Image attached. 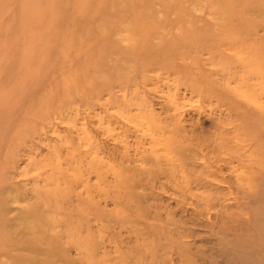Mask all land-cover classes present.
Instances as JSON below:
<instances>
[{
  "label": "rangeland",
  "instance_id": "374dc122",
  "mask_svg": "<svg viewBox=\"0 0 264 264\" xmlns=\"http://www.w3.org/2000/svg\"><path fill=\"white\" fill-rule=\"evenodd\" d=\"M32 1L0 5V38L25 34ZM54 1L46 43L69 42L33 69L46 71L38 91L29 83L11 93L27 92L23 100L0 98V264H264L263 0H221L219 14L201 5L203 16L183 0L193 14L182 22L179 6L152 0L171 13L150 29L156 44L170 21L169 39L190 35L75 78L62 71L88 30L77 36L64 20L82 15ZM135 1L143 10L146 0ZM230 11L247 17L238 29ZM122 23L106 25L115 40L128 35ZM217 26L229 27L217 36ZM17 63L0 47V91Z\"/></svg>",
  "mask_w": 264,
  "mask_h": 264
},
{
  "label": "bare ground",
  "instance_id": "6f19581e",
  "mask_svg": "<svg viewBox=\"0 0 264 264\" xmlns=\"http://www.w3.org/2000/svg\"><path fill=\"white\" fill-rule=\"evenodd\" d=\"M16 2L20 7L24 6L25 2H30L32 0H0V5L5 4V2ZM53 1V0H52ZM192 9L200 13V16H203L206 12V9H198L199 6H209L214 8L219 14L221 11H218V7L220 6L221 0H189ZM32 2H36V6L34 10H31L21 16L20 25L24 29V35L16 37V39H11L6 41V38H0V47L5 50H10L11 52L16 51L18 53V63L15 65V68H12L11 75L13 77H9L10 83L6 85V87H10L7 91H0V98H8L7 100L20 101L25 98V93L20 96L12 95V91L19 86H28L29 83H33L36 85L35 91L40 89V84L42 81H46V71L43 73H38L33 69L37 68L39 70H43L42 67H46V50L48 51H56L60 48H63L68 41V39H62L61 47L58 49L56 45H52V42L46 43V0H33ZM73 2V3H71ZM61 0L60 3L65 8V14L72 13L74 11L77 15H82L81 18L77 19L76 17H69L65 23H68L69 26H78L80 30L77 36H82L87 30V37L81 38L77 40V50L76 55L73 56V65L62 71V75L65 74L69 78H75L82 74H107L109 72L110 64L108 62H104L106 58H109L110 62L113 63L114 66L122 69L124 64L136 63L138 60L137 55L144 52H151L154 50H163L165 52L166 49L172 48L179 40L183 42L187 37L186 35H190L189 32H185L184 34L177 35L175 41L173 39H169L168 33H174L172 30L174 29V24L176 22H171L168 25H163V30L161 34H158L157 37L160 39L159 43H155L156 39L155 31L152 32L150 29H154L159 23L160 16L164 17L167 20V15L171 14L169 12L160 13L156 5L152 4V0H146L143 2L144 9L143 10H134L135 9V0ZM224 2V1H223ZM165 7H173L179 6L180 10L175 13V19L179 22H182L185 19L186 15H192V10L188 7H185L183 0H177V3L170 2V0H164L161 2ZM54 4H58V0L54 1ZM60 5V6H61ZM223 5V4H222ZM263 3H258L257 6L260 8H256L257 12H260ZM72 7V8H71ZM69 8V9H68ZM71 9V11H69ZM225 10V9H223ZM15 11V10H14ZM17 10L16 17L21 15ZM54 13V10L52 11ZM260 14V13H259ZM211 15V14H210ZM88 16V18H86ZM102 16L109 17L108 19H100ZM230 20H239L241 23H237V25H233L234 28L238 29V25L241 26L243 24V19L247 18L245 14L242 12H233L230 11ZM38 17V18H36ZM68 17V16H66ZM36 18L33 23L35 24V28L31 24L32 21L30 19ZM81 19V20H80ZM83 19V20H82ZM220 19H225V17H221ZM122 21L121 24L122 32H127L128 35L121 36V40H115L111 37L113 31L109 34V30L106 28V25L111 24L112 22ZM229 21V20H228ZM43 24V25H42ZM127 24V26H126ZM259 24V23H258ZM257 24V25H258ZM14 25V24H13ZM42 25V26H41ZM88 25V26H87ZM170 28H168V26ZM41 26V29L39 27ZM63 26V25H62ZM229 26L220 27L217 26L215 28H210L213 32H219L223 35ZM7 28V27H6ZM5 28V29H6ZM12 26L8 28L11 30ZM75 28V27H74ZM208 29V28H207ZM261 28L259 26H255L254 31L258 32ZM264 31V26L262 28ZM39 31V32H37ZM191 31V30H190ZM217 32V36H219ZM33 34H37L42 37L34 36ZM85 36V35H84ZM124 37V38H123ZM128 42L127 45L124 42ZM178 43V45L180 44ZM241 43V42H240ZM73 44V43H72ZM212 47L209 46L208 48ZM65 48V47H64ZM176 48V47H174ZM193 48V45H192ZM174 49H171V53L174 52ZM167 52V51H166ZM170 52V51H169ZM165 56H170L172 54L163 53ZM164 57V56H163ZM186 57V55L180 56V58ZM10 60V57L6 58V60ZM174 59V58H173ZM57 61V60H56ZM151 61V60H150ZM176 61V60H174ZM151 64L142 62L140 63V69H144L145 66ZM111 69V68H110ZM184 71H189V68L183 66ZM108 86H96L92 89H102ZM84 88V87H83ZM87 88V87H86ZM41 93L36 98H41ZM1 103V102H0ZM17 103V102H16ZM41 103V102H40ZM4 106V105H3ZM17 109V105L14 107ZM43 108L41 103L40 106L36 108H31L32 110H40ZM30 109V110H31ZM0 218V224H1Z\"/></svg>",
  "mask_w": 264,
  "mask_h": 264
}]
</instances>
